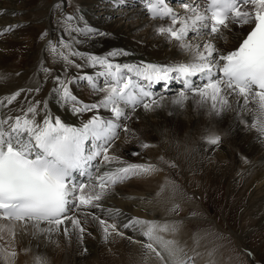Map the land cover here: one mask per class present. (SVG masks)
I'll return each instance as SVG.
<instances>
[{
    "label": "snow or ice",
    "instance_id": "snow-or-ice-1",
    "mask_svg": "<svg viewBox=\"0 0 264 264\" xmlns=\"http://www.w3.org/2000/svg\"><path fill=\"white\" fill-rule=\"evenodd\" d=\"M120 3L121 0H115L114 7ZM183 8L184 14L175 12L168 0H147L146 7L155 17H170V25L159 27L158 32L185 54L182 62L120 63L112 58L128 56L129 52L86 54L71 50L70 42L60 41L57 45L71 50L60 54L65 72L68 65L100 69L94 75L69 78L44 67L43 79L52 81L50 92L56 97L57 105H64L74 116L110 109L111 118L93 114L79 126L65 123L53 114L47 101L28 99L41 91L39 85L0 96V221L5 222L0 223V239L4 234L14 237L19 226L25 231L31 228V235L36 237L60 230L82 242L86 235H91L89 226L95 222L106 241L114 235L125 238L128 230L139 232L145 238L141 244L146 251L160 256L155 244L164 250L171 264H191L192 257H187L183 248L159 235L176 231L175 225L128 217L119 210L105 209L102 204L112 186L153 171V165L145 163L121 162L122 166L104 171L101 167L118 161L117 156L109 155V150L114 151L118 129L131 131L126 123L121 124L122 120L130 119L128 110L135 111L141 105L145 110L161 106L164 96L154 98L151 91L156 83L182 80L184 90L171 98V103L177 106H183L189 93L194 99L199 97L201 107L211 100L215 115L234 104L240 105L243 110L255 113L251 127L264 136V0H210L206 11L199 4L185 2ZM244 26L248 30L237 38L233 50L218 46L225 31ZM68 31L69 34L75 31L81 35H105L79 26ZM190 32L195 34L194 39L189 37ZM57 46L48 42L52 52ZM77 56L84 64L70 59ZM197 76L199 84L192 79ZM97 78L103 86H99ZM77 79L88 82L93 93L103 94L102 99L91 103L79 99L70 87ZM22 94H26L24 103L19 99ZM88 141L91 143L86 144ZM206 142L215 146L221 137L212 134L206 137ZM141 146L148 147L146 143ZM100 157L102 160L94 163ZM76 174L84 179L78 180ZM88 208L107 211L113 222L96 213L81 211ZM16 255L10 247L0 246V258L5 262L13 261ZM37 264H46V260L39 257Z\"/></svg>",
    "mask_w": 264,
    "mask_h": 264
},
{
    "label": "bare ground",
    "instance_id": "bare-ground-1",
    "mask_svg": "<svg viewBox=\"0 0 264 264\" xmlns=\"http://www.w3.org/2000/svg\"><path fill=\"white\" fill-rule=\"evenodd\" d=\"M34 1L0 0V96L21 88H35L39 85L41 91L34 93L28 99L47 101L53 114L59 115L65 122L74 123L81 118L71 114L70 109H66L64 105H57L56 97L50 92L53 83L51 80L43 79L46 74L42 69L48 67L62 76L73 78L72 76L79 77L81 73L95 68L87 65L82 68L68 65L65 72L64 62L60 59L61 53L67 54L71 50H76L86 54L106 55L108 51L125 50L130 55L113 59L119 62L146 60L168 64L182 62L185 58V54H182L172 41L157 33L159 27L169 26L171 20H152L140 5L133 7L131 0H121L126 3L117 7L116 12L119 16H115L113 20L111 14L114 12L115 0L111 2L110 0H73L75 6L69 12L66 8L64 12V9L57 6L62 3L61 0H52L50 4L47 2L48 5L43 3L47 5L45 14L35 19L33 16L35 14L31 12ZM186 2L199 4L203 11V0H186ZM169 4L177 13L184 14L186 11L183 8L184 3ZM14 11L21 17H10ZM70 16L73 17L72 20L68 19ZM76 17H79V20L75 19ZM132 19L135 21H130ZM118 21L119 24H116L115 22ZM54 22H58L57 25ZM35 25L45 26L39 30L40 34L35 32L37 29L32 31L33 27L37 28ZM9 26H12L11 30ZM78 26L88 27L93 33L103 32L105 35H81L75 31L69 34V29ZM140 29L142 30L139 31ZM247 30V26H244L243 29L233 27L232 32L225 31L218 46L232 50L237 44V38L243 36ZM42 33L46 36L42 37ZM189 37L194 39L195 35ZM23 41L24 44H21ZM49 41L54 46L59 45L60 41L70 42L74 46L71 50L57 46L56 51L52 52L48 49ZM17 59L19 64L16 65L14 62ZM70 59L76 64H84L78 56ZM77 81L70 87L79 99L91 103L102 97L103 94L93 93L86 85L78 84ZM159 89L161 91H156V97L163 95L165 98L159 108L145 110L141 105L135 112L128 113L130 119L121 121L122 124L126 123L131 131L118 132L119 138L113 146L114 151L109 150V155L122 159L119 162L121 166L122 163H145L153 165L152 172L157 171L156 156L160 151L187 174L201 173L202 175L196 177L201 183L218 175L229 179L235 171L234 173L240 177L239 183L242 181L244 187H251V184L259 185L262 182L264 185V136L256 128L251 127L255 123L254 112L243 110L240 105L234 104L232 108L215 115L211 111V100L201 107L199 97L194 99L191 93L188 94L189 99L184 101L183 106H177L171 103V98L181 91L180 87L176 88V93H172L175 89L172 84L165 89ZM25 95L22 94L19 98L21 103L25 102ZM104 112L108 113L105 110ZM85 117L86 115L82 116ZM212 134L221 137V142L215 146L206 142V137ZM145 143L154 144L157 149L153 147L154 145L148 148L142 147L141 145ZM237 154H239L238 159ZM102 167V170L107 168V166ZM171 183L168 176L162 172L158 175L153 174L152 178H136L127 183L124 181L123 185H119L120 187L112 186L102 204L105 209L119 210L128 217L136 216L142 220L159 221L158 223L164 224L168 220L163 222L162 219V221L155 219L159 216L165 218L166 213L173 211V205L167 198L178 196V190L175 186H171ZM145 186L154 188L152 197L149 194H142L144 191H151V189L145 190ZM252 189L250 191H253ZM251 193L254 200L250 203L247 213L251 222L264 225V195L258 190ZM81 211L96 213L101 218L109 219V223L113 222L107 211L92 208ZM0 223L5 222L0 221ZM89 231L91 235H86L82 242H77L75 238H70L60 230L36 237L31 235V228L25 231L17 226L14 237L4 234L0 239V246L10 247L17 255L13 261L8 262L0 258V264H37L39 257L44 258L46 264H171L160 246L153 245L159 250L160 256L151 250L146 251L142 247L143 239L139 232L128 230L125 232V238L112 236L110 242L117 246L114 248L104 244L106 240L103 239L98 224L91 222ZM159 235L164 240H174L173 242L178 243L177 245L184 250L188 244H194L182 231L161 232ZM129 236L131 239L126 238ZM105 246L110 249L104 250ZM194 260L197 264H201V253H198V257ZM209 261V264H213L211 261H214V256ZM214 262L217 263L216 259Z\"/></svg>",
    "mask_w": 264,
    "mask_h": 264
},
{
    "label": "rangeland",
    "instance_id": "rangeland-1",
    "mask_svg": "<svg viewBox=\"0 0 264 264\" xmlns=\"http://www.w3.org/2000/svg\"><path fill=\"white\" fill-rule=\"evenodd\" d=\"M47 2L50 4L52 3V0L34 1L32 5L33 10L31 9V12L35 14L33 15L34 19L38 16L41 18L43 14H45L44 10L45 6L48 5ZM60 2L62 3L57 4V6L64 9V12L65 8L68 12L74 9L75 3L73 0H61ZM178 2L183 4L186 0H178ZM43 3H47V5ZM136 6L138 5L133 3V7ZM117 7L119 8L121 5L114 7V12L111 14V20L119 16L116 12L118 10ZM36 9L38 11L42 10L43 13L36 11ZM37 13L41 15H37ZM56 16L57 18L59 17L58 14ZM10 17H21V15L14 11ZM130 21L135 20L132 19ZM54 23L57 25L58 22ZM115 23L119 24V21ZM35 26L37 28L33 27L32 31L37 29V31H35L37 34H40L39 30L45 27L44 25ZM141 30L142 29L139 31ZM157 33L159 34L158 31ZM24 42L25 41L21 42V44H24ZM73 46L74 45L72 44V47ZM14 64H19L18 59ZM172 93H176V88L173 89ZM138 121L139 119L136 120V122ZM147 145L150 147L154 144L149 145V143H147ZM153 147H155V145ZM155 149H157V147H155ZM238 155L239 154L236 155L237 159ZM169 159L170 158H168L164 152L159 151L158 156H156L157 171L132 177L125 181V183L136 178H152L153 174L158 175V173L161 172L168 176V180L172 182V185H170L175 186L178 190V196L174 198L170 197L171 199L167 198L169 199L170 204L173 205L172 213H166V215H164L166 216L165 218L159 216L155 220L162 219L163 222L168 220L167 222L170 225H175L177 231H182L188 240L191 239L194 242V244H188L184 250V252L186 251L187 253V257H192L193 262L191 261V264H197L194 258L198 257V253H201V264H209L208 262H210L209 260H211L213 256L214 261L216 259L218 264H264V225L260 226V224L254 223L255 221L251 222L250 215L247 213L248 207L251 205L250 203L254 200L252 199L251 192L258 190L260 191V194L264 195L263 182L259 185H254L253 183L254 186L251 184V187H244L245 184L242 181L239 183L240 177H238V174L236 175L234 171L232 177L229 179H227L228 177L222 178L218 175V177L210 178V182L205 181V183H201V181L196 178L199 175H202L201 173H197L196 175L193 173L187 174L185 170H181L172 160ZM217 172L220 174L219 170ZM238 173L240 174L241 172ZM191 174H193L194 177ZM123 184L124 182H121L115 186L120 187L119 185ZM145 187V190L151 189L148 186ZM251 188H253V191H250ZM151 191H144L142 194H149V196L152 197L154 188H152ZM140 195L141 193L139 196ZM110 241L111 240L109 239L105 241L104 244L108 245V247H117L114 244H111ZM108 247L105 246L103 249H110ZM199 247L201 248V251L198 249ZM156 251L159 252V250ZM214 261H211V263L217 264Z\"/></svg>",
    "mask_w": 264,
    "mask_h": 264
}]
</instances>
